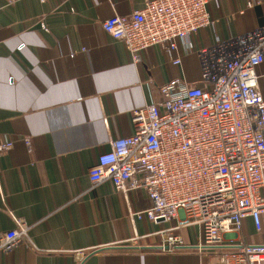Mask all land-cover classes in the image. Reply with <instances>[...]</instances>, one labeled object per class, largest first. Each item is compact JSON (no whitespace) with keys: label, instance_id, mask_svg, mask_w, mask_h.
Returning a JSON list of instances; mask_svg holds the SVG:
<instances>
[{"label":"crops","instance_id":"obj_1","mask_svg":"<svg viewBox=\"0 0 264 264\" xmlns=\"http://www.w3.org/2000/svg\"><path fill=\"white\" fill-rule=\"evenodd\" d=\"M145 2L0 0V143L14 142L0 155V233L16 228L14 218L29 226V243L0 264L218 262L196 249L163 251L161 232L178 220L150 221L146 192L125 197L110 181L93 187L88 176L98 156L110 151V140L132 133V111L161 101L160 86L170 80L200 85L198 58L184 54L180 42V67L159 47L135 65L103 32L105 20L132 14ZM209 12L219 20L215 33L199 32L196 49L215 36L228 40L264 26V0H216ZM257 75L264 98V63ZM243 228L247 243L264 244V224L258 233L247 218ZM172 232L187 246L201 240L197 226Z\"/></svg>","mask_w":264,"mask_h":264},{"label":"built area","instance_id":"obj_2","mask_svg":"<svg viewBox=\"0 0 264 264\" xmlns=\"http://www.w3.org/2000/svg\"><path fill=\"white\" fill-rule=\"evenodd\" d=\"M215 1L146 0L142 9L102 23L135 65L159 47L171 66L180 67V42L184 54L198 58L201 80L160 86L161 101L132 111V133L110 140V151L98 156L88 176L93 187L110 181L125 197L146 192L152 207L144 215L150 221L178 220L161 232L167 236L163 251L196 249L214 254L216 264H264V244L247 243L243 236L247 218L258 233L264 224V98L257 75L264 63V26L228 40L215 36L210 46L196 49L199 32L215 33L219 20L209 12ZM13 147V141L0 143V155ZM14 222V230L0 233V261L29 243L27 222ZM193 226L201 230L196 246L172 232Z\"/></svg>","mask_w":264,"mask_h":264}]
</instances>
